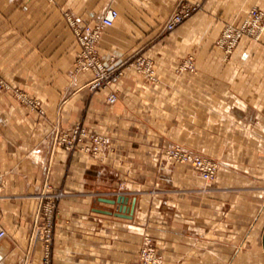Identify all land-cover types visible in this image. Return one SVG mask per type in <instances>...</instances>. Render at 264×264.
<instances>
[{
    "label": "crops",
    "instance_id": "obj_1",
    "mask_svg": "<svg viewBox=\"0 0 264 264\" xmlns=\"http://www.w3.org/2000/svg\"><path fill=\"white\" fill-rule=\"evenodd\" d=\"M184 4L197 10L167 30ZM109 7L119 16L98 52L125 75L93 90L65 13L94 23ZM253 7L264 0H0V70L44 109L0 94V264H43L41 228L59 192L50 264H139L146 232L166 264H264V32L230 54L218 45ZM138 57L157 80L129 65ZM189 57L194 70L178 76ZM76 123L110 147L92 156L58 145ZM173 144L219 159L218 177L168 161Z\"/></svg>",
    "mask_w": 264,
    "mask_h": 264
},
{
    "label": "built area",
    "instance_id": "obj_2",
    "mask_svg": "<svg viewBox=\"0 0 264 264\" xmlns=\"http://www.w3.org/2000/svg\"><path fill=\"white\" fill-rule=\"evenodd\" d=\"M54 2L55 0H49ZM197 10V7L184 4L179 7L168 19L166 29L172 31L176 29L185 19L189 18ZM65 16L72 28L81 49L78 52L77 68L85 71H92L94 79L90 84V88L95 90L99 88L112 87L118 84L125 75V67L116 66L112 61L107 64L100 57L98 52L99 43L102 38L103 31L113 25L119 16L117 8L109 7L104 14L96 19L94 23L86 21L83 17L66 12ZM264 31V11L252 8L249 11L248 18L245 19L241 27L229 25L222 32L218 45L224 49L227 54L233 52L238 45V40L245 35H255L258 39ZM129 65L138 72L145 73L152 78L153 63L146 58L138 57L129 62ZM180 70H194L192 57H189L181 65ZM108 102L113 104L118 100L117 91H112L107 98ZM60 145L68 150L81 149L91 155L98 156L110 147V138L101 133H90L81 124L75 125L69 131L65 132L57 138ZM165 157L168 161L176 164H186L193 167L207 181L215 178L218 170V163L200 153H196L181 145H171L165 149ZM63 196V192L55 195V199L50 201V205L46 207V221L41 228L42 240L44 245L43 264H50L51 243L53 238V226L51 217L57 199ZM7 237V231L0 222V242ZM151 241H147L144 248V259L141 255L140 264H159L156 251L153 249ZM142 259L144 261H142Z\"/></svg>",
    "mask_w": 264,
    "mask_h": 264
},
{
    "label": "rangeland",
    "instance_id": "obj_3",
    "mask_svg": "<svg viewBox=\"0 0 264 264\" xmlns=\"http://www.w3.org/2000/svg\"><path fill=\"white\" fill-rule=\"evenodd\" d=\"M253 8H257L259 9L260 11H263V9L259 8V7H253ZM248 18V15L247 17ZM245 21V20H244ZM244 23V22H243ZM243 23L238 26V27H241L243 25ZM264 32V31H263ZM262 32V34H263ZM262 34L261 36L258 38V39H255V35H245L244 37H247V38H250L254 41H259L260 38L262 37ZM243 37V38H244ZM241 38L240 40H238V45L240 44L241 40L243 39ZM237 45V46H238ZM220 47V46H219ZM224 50V49H223ZM80 51V50H79ZM77 58H78V53H77V56H76V67H77ZM78 69V68H77ZM80 70V69H78ZM85 71V70H83ZM185 72H188L187 70H179L176 72V74L178 76H181L182 74H184ZM141 74H143L147 79H150V80H157L158 79V76H157V73L154 72L153 73V76L152 78H149L145 73L143 72H140ZM97 90V89H95ZM112 92V91H111ZM0 94L1 95H8V96H12L14 101L16 102L17 105L19 106H22V107H25L31 111H38L40 113H44V109L42 107V104H41V101L38 99V97H36L35 93H33L32 91H30L29 89L27 88H24L16 83H14L13 81H11L10 79H8L4 73L0 70ZM78 124H81L83 127L86 128V130L90 133H101V132H97V131H91L89 130L85 125H83L82 123H76L75 125H78ZM75 125H73L71 128H73ZM70 128V129H71ZM70 129H67L65 131H60L58 133V136L57 138L60 136V135H63L65 132L69 131ZM101 134H104V135H107L105 133H101ZM109 138H110V145H111V137L109 135H107ZM58 143V141H57ZM58 145H60L58 143ZM173 145H177V144H173ZM62 146V145H60ZM63 147V146H62ZM65 148V147H64ZM186 148V147H185ZM188 149V148H187ZM190 149V148H189ZM191 150V149H190ZM194 151V150H192ZM196 153H200L208 158H211L213 160H215L217 163H218V170H217V174L215 176V178L211 181H207V182H212L214 181L217 177H218V174H219V171H220V168H221V161L215 157H213L212 155H209V154H206V153H201V152H197V151H194ZM92 156H95V155H92ZM176 164V163H175ZM183 165H186V164H183ZM190 166V165H189ZM191 167V166H190ZM193 168V167H192ZM194 169V168H193ZM195 170V169H194ZM196 171V170H195ZM197 172V171H196ZM198 173V172H197ZM199 174V173H198ZM200 175V174H199ZM201 176V175H200ZM202 177V176H201ZM203 178V177H202ZM147 241H151V243L153 244V249H155L156 251V255H157V258L159 259V264H166V262L164 261L163 257L160 255V253L158 252V247L154 241V239L151 237V235L149 233H144L143 234V240H142V245H141V251H140V261H141V255H142V258L144 259V248H145V244ZM142 259V261H144ZM140 261H139V264H140ZM144 264V262H143Z\"/></svg>",
    "mask_w": 264,
    "mask_h": 264
},
{
    "label": "water",
    "instance_id": "obj_4",
    "mask_svg": "<svg viewBox=\"0 0 264 264\" xmlns=\"http://www.w3.org/2000/svg\"><path fill=\"white\" fill-rule=\"evenodd\" d=\"M106 201H108V202H110V203L118 202L119 204H120V203L124 204L125 201H126V197H125V196H120L117 200H108V199H106ZM131 210H132V209H129L128 212H127V210H126V212H125V213H127V215H125L126 217H129V216H130ZM120 211L122 212V211H123V208H121Z\"/></svg>",
    "mask_w": 264,
    "mask_h": 264
}]
</instances>
